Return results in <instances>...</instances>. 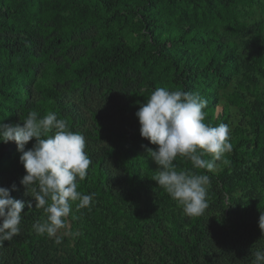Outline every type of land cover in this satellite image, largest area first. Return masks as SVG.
Segmentation results:
<instances>
[{
	"label": "trees",
	"instance_id": "trees-1",
	"mask_svg": "<svg viewBox=\"0 0 264 264\" xmlns=\"http://www.w3.org/2000/svg\"><path fill=\"white\" fill-rule=\"evenodd\" d=\"M160 87L198 94L204 122L231 129L215 172L174 161L210 177L199 217L151 179L159 166L146 149L158 145L135 113ZM31 111L86 138L78 190L94 202L73 204L75 244L58 253L33 228L46 214L21 184L22 153L0 143V187L15 184L26 203L0 264H251L264 248V0H0V122L22 125Z\"/></svg>",
	"mask_w": 264,
	"mask_h": 264
},
{
	"label": "clouds",
	"instance_id": "clouds-1",
	"mask_svg": "<svg viewBox=\"0 0 264 264\" xmlns=\"http://www.w3.org/2000/svg\"><path fill=\"white\" fill-rule=\"evenodd\" d=\"M207 101L198 94L156 88L147 102L135 113L140 124V134L151 144L147 155L159 166L151 179L155 180L177 202L188 217H199L208 208L210 177L207 174L177 169L178 157L189 160L194 169L215 172L217 162L227 164L226 154L232 151L231 129L228 124H206ZM35 138L31 149L26 145ZM15 142L22 153L20 162L26 175L21 184L26 194L34 198L35 208L43 209L46 219L37 221L33 228L37 235L55 238L67 226V218L77 210L90 208L95 194L78 190V181L85 180L92 163L86 153V138L70 130L66 120L58 119L49 111L42 118L36 111L29 112L23 124L0 122V143ZM212 158L205 159V156ZM0 187V242L10 241L22 231L26 203L15 199L11 191ZM27 207L32 208L28 202ZM259 227L264 231V213L259 217ZM251 264H264V248L251 251Z\"/></svg>",
	"mask_w": 264,
	"mask_h": 264
},
{
	"label": "rangeland",
	"instance_id": "rangeland-1",
	"mask_svg": "<svg viewBox=\"0 0 264 264\" xmlns=\"http://www.w3.org/2000/svg\"><path fill=\"white\" fill-rule=\"evenodd\" d=\"M221 109V107H220ZM71 234H73V222L70 219V217L67 218V226L65 229L60 230V232H58L57 236L60 239V242L58 243V253H61L63 251H65L67 248L69 249L70 247L74 246V240H70V241H66L67 237H71ZM53 240L56 239L52 238ZM57 243V242H56Z\"/></svg>",
	"mask_w": 264,
	"mask_h": 264
}]
</instances>
